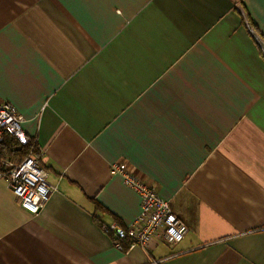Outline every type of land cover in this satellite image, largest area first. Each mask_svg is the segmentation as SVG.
<instances>
[{"label":"crops","instance_id":"obj_1","mask_svg":"<svg viewBox=\"0 0 264 264\" xmlns=\"http://www.w3.org/2000/svg\"><path fill=\"white\" fill-rule=\"evenodd\" d=\"M238 7L264 38V0H0V101L54 185L31 213L0 177V264H264V56ZM118 163L180 242L114 246L140 211Z\"/></svg>","mask_w":264,"mask_h":264},{"label":"built area","instance_id":"obj_2","mask_svg":"<svg viewBox=\"0 0 264 264\" xmlns=\"http://www.w3.org/2000/svg\"><path fill=\"white\" fill-rule=\"evenodd\" d=\"M21 115L8 101H0V143L6 134L14 136L20 145L28 144L29 137L22 127ZM6 168H0L20 206L31 213L39 212L54 192L47 181V171L41 163L40 152L31 146L28 154L19 160L1 158ZM113 172H120L126 185L140 195V211L127 224L111 223L104 227L116 248L124 251L133 245L148 246L155 238L170 244L180 242L188 227L178 218L169 201L161 197L153 185L143 182L122 164H112Z\"/></svg>","mask_w":264,"mask_h":264},{"label":"trees","instance_id":"obj_3","mask_svg":"<svg viewBox=\"0 0 264 264\" xmlns=\"http://www.w3.org/2000/svg\"><path fill=\"white\" fill-rule=\"evenodd\" d=\"M248 18H249L251 24L257 29L256 25L254 24L253 20L249 16V14H248ZM31 146H32V140L31 139H29L28 144L20 145L14 136L6 134L3 138L2 143H0V156H2V155L6 156L7 155L9 157L17 156L19 158H23L24 156H26L28 154ZM34 152L36 154L39 153L37 151V149L34 150ZM96 204H97V206L100 205L97 202H96Z\"/></svg>","mask_w":264,"mask_h":264},{"label":"water","instance_id":"obj_4","mask_svg":"<svg viewBox=\"0 0 264 264\" xmlns=\"http://www.w3.org/2000/svg\"><path fill=\"white\" fill-rule=\"evenodd\" d=\"M238 10L240 11L244 24L246 26L247 31L249 32V34L253 37V39L255 40V42L257 43V45L259 46V48L261 49V52L264 56V38L256 31V29L253 27V25L251 24L247 13L245 12V10L241 7H238Z\"/></svg>","mask_w":264,"mask_h":264},{"label":"rangeland","instance_id":"obj_5","mask_svg":"<svg viewBox=\"0 0 264 264\" xmlns=\"http://www.w3.org/2000/svg\"><path fill=\"white\" fill-rule=\"evenodd\" d=\"M21 159V158H20ZM14 160H19V159H17V158H14ZM0 168H2V169H5L6 168V165H5V163H4V161H1L0 160ZM110 234V233H109ZM111 236V235H110ZM127 249H125L124 251H126Z\"/></svg>","mask_w":264,"mask_h":264}]
</instances>
